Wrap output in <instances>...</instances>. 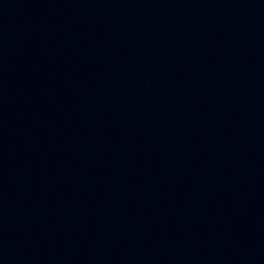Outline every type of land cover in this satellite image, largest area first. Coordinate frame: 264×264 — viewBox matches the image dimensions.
<instances>
[{
  "label": "water",
  "instance_id": "1",
  "mask_svg": "<svg viewBox=\"0 0 264 264\" xmlns=\"http://www.w3.org/2000/svg\"><path fill=\"white\" fill-rule=\"evenodd\" d=\"M0 264H264V0H0Z\"/></svg>",
  "mask_w": 264,
  "mask_h": 264
}]
</instances>
